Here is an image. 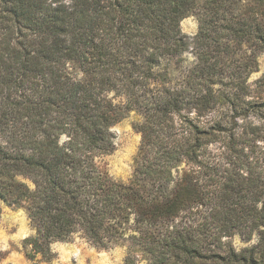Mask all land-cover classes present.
Wrapping results in <instances>:
<instances>
[{
	"label": "trees",
	"instance_id": "1",
	"mask_svg": "<svg viewBox=\"0 0 264 264\" xmlns=\"http://www.w3.org/2000/svg\"><path fill=\"white\" fill-rule=\"evenodd\" d=\"M262 53L264 0H0V207L24 206L27 256L79 237L122 264H264Z\"/></svg>",
	"mask_w": 264,
	"mask_h": 264
},
{
	"label": "rangeland",
	"instance_id": "2",
	"mask_svg": "<svg viewBox=\"0 0 264 264\" xmlns=\"http://www.w3.org/2000/svg\"><path fill=\"white\" fill-rule=\"evenodd\" d=\"M182 32L193 36L198 30L194 15L180 22ZM264 74V53L258 57V69L249 78L252 82ZM135 116L130 114L113 127L114 151L105 156L104 161L110 175L116 179L127 180L133 171V163L138 151L141 135L133 128ZM256 124V120H253ZM218 143L211 149L216 152ZM33 234L23 205L1 204L0 207V264H122L129 252L126 243H117L106 249H99L85 240L75 237L68 241L51 243L54 256L44 260L36 255L34 260L27 256L30 247L23 241ZM235 245L243 243L233 238ZM136 264H143L138 253L133 254Z\"/></svg>",
	"mask_w": 264,
	"mask_h": 264
}]
</instances>
